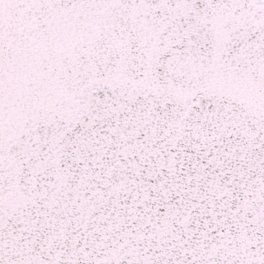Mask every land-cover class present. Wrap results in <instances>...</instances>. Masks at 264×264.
Wrapping results in <instances>:
<instances>
[{
	"label": "snow or ice",
	"instance_id": "obj_1",
	"mask_svg": "<svg viewBox=\"0 0 264 264\" xmlns=\"http://www.w3.org/2000/svg\"><path fill=\"white\" fill-rule=\"evenodd\" d=\"M0 264H264V0H0Z\"/></svg>",
	"mask_w": 264,
	"mask_h": 264
}]
</instances>
